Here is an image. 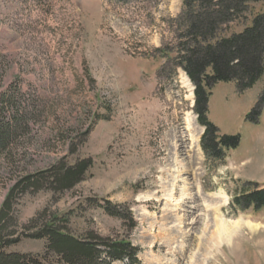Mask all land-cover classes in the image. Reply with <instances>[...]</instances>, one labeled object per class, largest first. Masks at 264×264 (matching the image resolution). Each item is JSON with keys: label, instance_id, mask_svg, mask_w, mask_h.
Listing matches in <instances>:
<instances>
[{"label": "rangeland", "instance_id": "rangeland-1", "mask_svg": "<svg viewBox=\"0 0 264 264\" xmlns=\"http://www.w3.org/2000/svg\"><path fill=\"white\" fill-rule=\"evenodd\" d=\"M181 9L182 0H0V127L15 134L0 153V209L17 182L33 178L13 196L0 239L18 241L6 254L43 252L44 240L24 236L43 214L42 223L64 218L76 238L127 239L139 264H264V211L230 209L234 195L264 185V108L257 123L247 118L264 94V73L243 94L234 83L214 86L207 119L239 144L207 158L194 86L156 52L173 46ZM262 11L264 0L250 3L230 32ZM188 120L202 129L194 142ZM80 162L88 168L69 190L40 181ZM175 162L184 170L173 196L181 188L189 196L171 211ZM212 198L215 212L205 206ZM106 203L124 219L107 215ZM215 219L231 239L212 240Z\"/></svg>", "mask_w": 264, "mask_h": 264}, {"label": "trees", "instance_id": "trees-1", "mask_svg": "<svg viewBox=\"0 0 264 264\" xmlns=\"http://www.w3.org/2000/svg\"><path fill=\"white\" fill-rule=\"evenodd\" d=\"M263 0H182L180 14L173 21L176 30L174 44L158 49L160 59L180 68L194 86V112L198 125L204 128L201 147L207 158H223L224 154L238 147V136H220L216 127L207 119L208 100L218 83H234L238 94H243L259 81L264 73V11L254 16L240 32H230L231 24L247 20L243 16L250 3ZM230 25V26H229ZM264 108V94L252 109L248 120L257 123ZM9 127H0V153L14 137ZM223 162V160H220ZM88 168V162L73 167L55 169L49 178H42L48 186L65 191L74 187ZM47 175L43 176L46 177ZM32 177H25L7 194L0 209V234L7 228L11 203L15 192H22L31 185ZM232 197L230 209L240 212L264 211V185ZM107 203L101 207L112 217L123 218L121 213L110 210ZM39 214L32 223L31 234L25 237L44 240L40 255L6 254L3 249L16 243L0 239V264H112L124 262L139 264L138 248L126 239L102 238L88 232L76 238L67 232L66 220L52 215L44 223Z\"/></svg>", "mask_w": 264, "mask_h": 264}, {"label": "bare ground", "instance_id": "bare-ground-1", "mask_svg": "<svg viewBox=\"0 0 264 264\" xmlns=\"http://www.w3.org/2000/svg\"><path fill=\"white\" fill-rule=\"evenodd\" d=\"M187 129H188V134H189V137H190V140L192 142L196 141V132L198 134V132H202V129L201 128H198L196 127V124L195 122H191L188 120L187 122ZM187 131V130H186ZM199 136V135H198ZM184 170L183 166L180 164V165H177V163L175 162V164L172 166V175H171V179L170 181H172L171 183V187L169 189V193H167L165 195L166 199L172 203V208H171V211L173 209L177 210L178 208H183V203L184 201L187 200L188 198V194H187V189L185 188H181L180 191H179V197L178 199H175L174 198V194L173 192L176 190V186H177V183L180 182L179 181V178L182 177L180 174L182 173V171ZM181 179V178H180ZM183 184H184V180H183ZM167 201V202H168ZM219 202V201H218ZM216 201V198H212L211 200H209V202L207 201L205 203V206L208 209H213V211L216 209V207L218 206V203ZM169 206V205H168ZM215 212V211H214ZM179 216V215H178ZM181 217V216H180ZM180 217H174L175 220H174V223H180L181 219ZM173 219V218H172ZM171 219V220H172ZM183 220V219H182ZM206 222V221H205ZM182 224V222H181ZM205 225V223H204ZM211 225L213 226L214 230H213V233H212V240L215 241L216 244H220L226 240H229L231 239L232 237V234H234L233 230L227 228V224L226 222H223V221H220V220H217L215 219L213 224L211 223ZM209 226L206 224V227ZM180 228V227H179ZM205 228V227H204ZM236 228V227H235ZM254 228V227H253ZM178 229V228H177ZM206 229V228H205ZM252 229V228H251ZM170 231V230H169ZM206 231V230H205ZM171 235H169V239L173 240V237H175L173 234L174 232L171 231ZM168 239V238H167ZM234 239V238H233ZM232 239V241H233ZM235 240V239H234ZM210 243V242H209ZM217 246V245H216Z\"/></svg>", "mask_w": 264, "mask_h": 264}]
</instances>
